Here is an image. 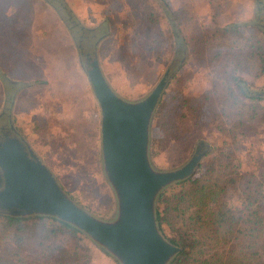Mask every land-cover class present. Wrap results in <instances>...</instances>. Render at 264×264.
<instances>
[{
  "label": "rangeland",
  "instance_id": "rangeland-1",
  "mask_svg": "<svg viewBox=\"0 0 264 264\" xmlns=\"http://www.w3.org/2000/svg\"><path fill=\"white\" fill-rule=\"evenodd\" d=\"M45 1L0 0V61H9L10 64L9 69L2 71L8 78L13 77L21 72V65L25 62L26 71L23 70L22 73L26 72L27 77L26 80L20 81L28 82L26 88L22 87L15 93L16 89L12 92V87L5 85L3 77H0L4 93H0V113L10 107V122L31 144L34 152L39 150L38 157L51 170L62 190L75 203L101 220L111 221L117 218L120 206L119 198L104 173L101 113L84 66H81L85 60L81 53L96 50L98 64L106 82L116 95L128 101L145 97L166 68L173 61L178 62L183 57L184 61L174 67L171 75L176 76V87L178 82H181L183 91L197 96L213 87L211 103L214 107H220V102L217 101L219 95L230 96L232 92H236L238 96L244 97V94L264 90L263 78H255L254 71L245 69L244 64H239L242 67L235 70L236 75L244 79L241 81L244 90L240 91L232 78L229 82L227 73L233 67L222 53L216 55V51L226 46L225 43L233 41L234 36L226 34L214 42L199 41V36L190 38L195 32L198 35V31L193 30L192 21L186 23V18H183L181 35L186 37L189 43L186 44L185 40L180 38L172 42L162 36L159 32L160 26L148 18L150 15L162 17L157 0H61L75 21L84 29H92L88 31L90 40L77 42L60 10H56L53 5H50V8ZM166 1L173 18L178 9L190 12L200 21L203 32L207 28L211 31V28L217 25L224 27L239 24L237 33L241 35L235 38L244 40V36L248 39L259 36L264 39V29L261 25L264 24V0H226L225 11L216 17H212L214 11L208 0ZM36 11L43 12L41 16H36ZM45 27L49 29L43 34L41 31ZM84 32L82 29L78 33ZM154 34L158 36L153 40ZM136 37H146L149 45H135L133 38ZM191 47L197 49V52H193ZM184 48L185 55L181 51ZM26 49L31 54H26ZM79 50L82 62L79 61ZM6 65L7 63L4 64ZM172 86L175 88V83ZM17 87L19 86L16 85ZM10 95L14 96L7 100ZM261 103L264 109V97ZM198 104L201 109L200 103ZM169 109L170 107L157 116L153 114L149 126L148 159L151 166L159 171L182 166L200 142H203L208 150L213 146L228 145V138L223 135L235 130L233 124L238 118L226 116L223 111L217 112L211 118L199 112L200 115L196 116L199 121L195 131L197 137L192 143L194 146L191 152L188 153L184 150V140L180 138L188 127L187 122H184L186 114L182 109L179 112L177 106L174 110ZM7 119L4 120L8 121ZM4 120L0 122L3 123ZM239 127L237 126V129ZM211 129L213 131H210ZM259 133L251 142L242 143L254 148L249 168L261 163V154L258 152L264 149V132ZM195 171H198L197 167L193 173ZM156 207L157 200L155 209ZM19 217L22 218L23 228L28 231L35 228L38 233L35 235L33 232V236H27L22 250L27 251L28 255L35 251L33 257H38L40 264H57L53 255L47 256L46 251L39 252L37 248L40 226L46 223L51 226L54 223L44 218L48 217L47 215L42 214ZM37 224L40 226L35 227ZM0 227L4 229L3 226ZM83 234L87 237L84 240L86 246L87 241L98 245L88 235ZM2 235L0 233V245L5 239ZM51 240L73 250L77 249L78 253L85 250L84 245L68 233H57ZM59 264H70V258ZM72 264L78 262L73 261Z\"/></svg>",
  "mask_w": 264,
  "mask_h": 264
},
{
  "label": "trees",
  "instance_id": "trees-1",
  "mask_svg": "<svg viewBox=\"0 0 264 264\" xmlns=\"http://www.w3.org/2000/svg\"><path fill=\"white\" fill-rule=\"evenodd\" d=\"M208 2L214 11L212 17L223 13L227 7L226 0ZM157 3L163 14L162 19L154 15L148 18L160 26L159 32L162 36L172 42L180 38L185 40L186 44L189 43V40L181 35L183 18H186L187 24L192 21L193 30L198 31V35L195 32L190 38L199 36V41L214 42L226 34L232 35L233 41L225 43L226 46L216 51V55L222 53L233 67L227 73L229 82L232 78L239 90H244L241 86L244 79L238 77L235 71L242 67L239 64H244L245 69L254 71L252 75L255 78L262 77L264 83L263 38L259 36H254L253 39L244 36V40L235 38L241 35L237 33L239 24L224 27L217 25L213 29L210 27L211 31L207 28L203 32V26L194 14L178 9L174 12L173 18L166 0H157ZM157 36L154 34L153 40ZM133 41L135 45H149L146 37L143 39L136 37ZM191 50L197 52L194 47H191ZM178 76L181 80L180 75ZM176 81V76L173 75L162 91L153 114L157 116L169 107L174 110L176 106L179 112L183 110L186 114L184 122H187L188 127L180 138L184 140V150L188 153L191 152L194 146L192 143L197 137L195 131L199 121L196 116L200 115L199 112L211 118L217 112L223 111L224 115L238 117V120L235 119L233 124L235 130L223 135L227 136L228 145L213 146L198 163V171L172 183L157 196L155 209L157 226L168 241L180 247L168 264H264V149L258 152L261 154L259 160L261 163L249 168L254 148L252 145H242L243 142H251L260 134L259 131L264 132V109L261 103L264 96L244 94V97H240L236 92H232L230 96L219 95L217 101L220 102V107L217 108L211 103L213 87L197 96L183 91L181 82H178L176 87ZM174 83L175 88L172 86ZM2 86L0 84V93L4 94ZM237 126H240L239 129ZM44 218L54 224L35 225L41 227L37 248L39 252L46 251L47 256L53 255L57 259V264L67 258H70V264L73 261L78 264H119L117 259L99 245L87 241L86 246L84 240L87 237L77 227L55 217ZM21 220L19 216L0 213V226L4 227V229L0 227V233L5 238L0 245V264H40V259L33 257L35 251L28 255L27 251L22 250L27 236H33V232L35 235L38 233L35 228L29 231L23 228ZM60 232L76 238L78 243L84 245L85 250L78 253L77 249L73 250L51 240ZM47 240L51 242L48 243Z\"/></svg>",
  "mask_w": 264,
  "mask_h": 264
},
{
  "label": "water",
  "instance_id": "water-1",
  "mask_svg": "<svg viewBox=\"0 0 264 264\" xmlns=\"http://www.w3.org/2000/svg\"><path fill=\"white\" fill-rule=\"evenodd\" d=\"M181 51L185 55V48ZM85 55L89 60L85 73L101 113L104 173L119 198V216L105 221L90 214L62 190L30 145H20L9 137L0 144V213L42 214L65 221L88 235L120 264H168L180 247L168 241L157 226L156 198L171 183L192 175L208 151L200 142L186 163L171 170H156L148 159L151 118L174 67L184 57L166 68L145 97L128 101L116 95L106 82L96 50ZM1 76L4 84L6 81L20 88L25 85ZM254 94L264 96V90ZM8 116L2 111L0 120L8 118L9 128L17 133Z\"/></svg>",
  "mask_w": 264,
  "mask_h": 264
},
{
  "label": "flooded vegetation",
  "instance_id": "flooded-vegetation-1",
  "mask_svg": "<svg viewBox=\"0 0 264 264\" xmlns=\"http://www.w3.org/2000/svg\"><path fill=\"white\" fill-rule=\"evenodd\" d=\"M258 2H259V0H257ZM48 2L50 3V4H52L55 8H56V10L57 9H59L60 10V12H61V14L63 15V17H65V20H66V23L69 25V27H70V29L72 30V34H73V36H74V38H75V42H77L78 40H85V39H89V37H90V32H88V30L87 29H84L77 21H75L71 16H70V13L67 11V9H66V7H65V5L61 2V0H48ZM263 8H262V10H263V13H264V3H263ZM54 8V9H55ZM261 14V7H259L258 8V15H260ZM262 20H264V18L262 19ZM262 25V28L264 29V24H261ZM83 29L85 32V34L84 33H78L79 31H81V30ZM92 37V36H91ZM90 40V39H89ZM79 49V48H78ZM82 52V51H81ZM81 55H83L85 58V60H84V62H83V66L86 68L87 67V65H88V57L84 54V53H81ZM79 61H81L80 59L82 58V56H80V50H79ZM82 62V61H81ZM83 68V67H82ZM84 70V69H83ZM84 72H85V70H84ZM8 86H10V87H12V92L14 91V89H16V91H15V93L20 89L19 87H17L16 88V85L15 84H10V83H8L7 84ZM28 85V84H27ZM14 96V95H13ZM13 96H9L8 98H7V100H9V99H11ZM99 105V104H98ZM100 108V107H99ZM7 110V111H6ZM9 110H10V107L9 108H6L5 110H4V112L7 114V116L8 115H10V114H8L9 113ZM9 118H10V116H8ZM6 122V126H4L5 127V129H4V131H3V125H4V123ZM4 123H1L0 122V144H1V142L4 140L5 141V139L7 138V137H9V138H12V140L13 141H18V144H20V145H31V144H29L23 137H22V135L20 134V131L18 130V128L15 126V129H16V131H17V133L16 132H14V131H12L10 128H9V124H8V121H5ZM24 141H23V140ZM30 148H31V146H30ZM32 149V148H31ZM33 150V149H32ZM37 154V153H36ZM28 157H30V156H28ZM1 169V168H0ZM1 172L3 173V171L1 170ZM2 178H3V176H2ZM2 189V188H1ZM0 189V190H1Z\"/></svg>",
  "mask_w": 264,
  "mask_h": 264
},
{
  "label": "crops",
  "instance_id": "crops-1",
  "mask_svg": "<svg viewBox=\"0 0 264 264\" xmlns=\"http://www.w3.org/2000/svg\"><path fill=\"white\" fill-rule=\"evenodd\" d=\"M45 1V0H44ZM46 3H47V6H50V5H52V4H50L48 1H45ZM50 8H51V6H50ZM41 10V9H40ZM41 12H43V11H41ZM41 12H39V11H36L34 14L36 15V16H41ZM49 27V26H48ZM48 27H45V29L43 30V31H41L42 33L45 31V32H48ZM44 34V33H43ZM31 54V52L28 50V49H26V54ZM33 54V53H32ZM74 58V57H73ZM25 60V59H24ZM2 61L3 60H1L0 62V72L2 73L1 75H4V77H6V78H8L6 75L7 74H4V72L2 71L3 69H9L10 67H8V65H10L8 62H5V61H3V63H2ZM7 63V65L6 66H4V64H6ZM30 66H32V64L30 65ZM21 72L19 73V74H15V75H13V77H9L8 79L10 80V81H16V82H20V83H23V84H25V86H23V87H25L26 88V86H27V84H28V82L27 81H20V80H26V77H27V74H25L26 72H24V73H22L23 72V70H25L26 71V67H25V62H24V64L23 65H21ZM9 83V82H8ZM7 82H5V84H8ZM22 88V87H21ZM20 88V89H21ZM24 88V89H25ZM95 97V96H94ZM13 105V104H12ZM10 116H11V114H10ZM11 120H12V118H11ZM31 146V145H30ZM32 148V147H31ZM34 150V149H33ZM36 153H39V150L38 151H35ZM45 164V163H44ZM46 165V164H45ZM47 166V165H46ZM48 167V166H47Z\"/></svg>",
  "mask_w": 264,
  "mask_h": 264
}]
</instances>
